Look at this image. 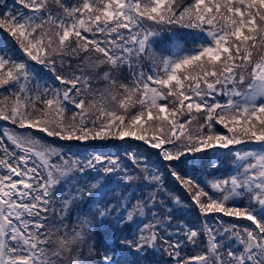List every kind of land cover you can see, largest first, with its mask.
<instances>
[{"label":"snow or ice","instance_id":"obj_1","mask_svg":"<svg viewBox=\"0 0 264 264\" xmlns=\"http://www.w3.org/2000/svg\"><path fill=\"white\" fill-rule=\"evenodd\" d=\"M0 4V264H264V0Z\"/></svg>","mask_w":264,"mask_h":264},{"label":"trees","instance_id":"obj_2","mask_svg":"<svg viewBox=\"0 0 264 264\" xmlns=\"http://www.w3.org/2000/svg\"><path fill=\"white\" fill-rule=\"evenodd\" d=\"M74 2V0H72ZM3 3H6L9 8H15L19 7L18 5L13 4V0H3ZM3 5L0 4V11H3ZM175 31L180 35L181 37V42L185 44V47H191L192 46V37L189 35V30L185 29H175ZM161 39L165 40L167 43H171L169 40V33L165 32ZM0 50H4L9 52L10 55L15 56L16 58H20L22 56L21 53H19L15 48H14V43L12 41V38L7 35V33H4L2 30H0ZM34 72L37 76V78L42 82V83H48L53 86H57L56 82H54L52 79H50L49 74L47 73V70L42 69L41 66L39 65H34ZM5 127L11 128V125H8L7 122H0V130H2ZM217 129L219 131H224L221 126H217ZM63 143V142H61ZM129 145H132L134 151H139L143 153L145 157L149 159V161L156 165L157 167H161V162L159 158L155 155V150L149 149L146 146L142 145L141 142L137 141H126V142H109L107 146L100 147L99 142L96 144V148L99 151L108 153V154H124V149L127 148ZM67 151V149H66ZM93 148L91 146L85 147V145L80 144V143H73L71 145V151L70 155H86L89 152H92ZM197 169L200 167L199 165L196 166ZM189 171H191V165L188 166ZM162 171H166L165 169L161 168ZM198 175H203V173H197ZM166 188L169 192L173 193L176 196H179L181 200L185 203L189 202V197L187 194L184 192V190L176 183L172 178L166 176ZM167 199V198H166ZM169 205H171V201H167ZM175 219L173 223L175 224L176 220H181L184 222H187L192 225H198V214L194 208H189L186 211H180L177 210L174 213ZM225 221H231L235 222L240 225H249L250 222L244 221V220H232V218H223ZM187 255H194L195 251L191 249V246H189L187 249H185V253ZM122 261H126L131 258L127 257H120ZM167 257H162L161 255H153L149 256L148 260L152 262V264H163L165 260H167Z\"/></svg>","mask_w":264,"mask_h":264},{"label":"rangeland","instance_id":"obj_3","mask_svg":"<svg viewBox=\"0 0 264 264\" xmlns=\"http://www.w3.org/2000/svg\"><path fill=\"white\" fill-rule=\"evenodd\" d=\"M237 147H241V148H242L243 146H237ZM253 147H254V146H253Z\"/></svg>","mask_w":264,"mask_h":264}]
</instances>
